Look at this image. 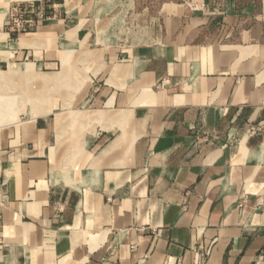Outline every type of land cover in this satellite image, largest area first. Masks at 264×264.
<instances>
[{
	"label": "crops",
	"instance_id": "1",
	"mask_svg": "<svg viewBox=\"0 0 264 264\" xmlns=\"http://www.w3.org/2000/svg\"><path fill=\"white\" fill-rule=\"evenodd\" d=\"M259 1L0 0V264H264Z\"/></svg>",
	"mask_w": 264,
	"mask_h": 264
},
{
	"label": "built area",
	"instance_id": "2",
	"mask_svg": "<svg viewBox=\"0 0 264 264\" xmlns=\"http://www.w3.org/2000/svg\"><path fill=\"white\" fill-rule=\"evenodd\" d=\"M45 8L43 7L41 11H44ZM31 12L26 7H15L11 13V22L12 28L14 32L18 33H26L27 31L31 30L35 27V20L29 18L28 15ZM262 128L252 127L250 129L251 135H256L261 132Z\"/></svg>",
	"mask_w": 264,
	"mask_h": 264
},
{
	"label": "bare ground",
	"instance_id": "3",
	"mask_svg": "<svg viewBox=\"0 0 264 264\" xmlns=\"http://www.w3.org/2000/svg\"><path fill=\"white\" fill-rule=\"evenodd\" d=\"M12 100H15V99L12 98L11 96H1L0 97V112H2L1 110H2V107L4 106V104L10 103Z\"/></svg>",
	"mask_w": 264,
	"mask_h": 264
},
{
	"label": "rangeland",
	"instance_id": "4",
	"mask_svg": "<svg viewBox=\"0 0 264 264\" xmlns=\"http://www.w3.org/2000/svg\"><path fill=\"white\" fill-rule=\"evenodd\" d=\"M260 4V15L264 18V0L259 1ZM3 75H0V83H2V77ZM7 81V80H5ZM0 97H1V85H0Z\"/></svg>",
	"mask_w": 264,
	"mask_h": 264
}]
</instances>
